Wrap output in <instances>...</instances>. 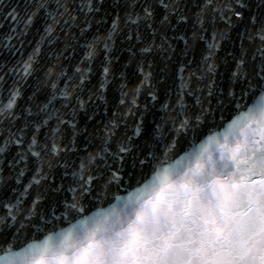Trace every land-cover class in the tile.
Masks as SVG:
<instances>
[{"label":"snow or ice","instance_id":"6c2138e0","mask_svg":"<svg viewBox=\"0 0 264 264\" xmlns=\"http://www.w3.org/2000/svg\"><path fill=\"white\" fill-rule=\"evenodd\" d=\"M55 3V13L47 12V15L52 20L57 15L68 16L69 19L63 23L67 25L71 20L82 33L94 24L99 33L106 18L111 19V27L106 34L93 36L92 41L85 45L89 49L86 53L89 61L96 58L97 45L104 53L101 62L103 79L97 92L89 96L88 106L81 97L85 81L92 72L91 63L86 69H75L80 75L73 100L87 119H92L94 113H90L89 108L98 107L97 101L104 100L106 103L104 93L110 83L109 77L113 75L110 65L114 58L110 50L118 38L121 44L128 42L130 61L131 57L137 55V46H140L139 55L142 57L154 52H162L168 59H171L168 56L170 52L177 57L189 54V38L183 27L189 23L186 0H87L86 4L80 0L78 5L73 3L71 6L61 0H55ZM0 7L8 8L2 0ZM17 7H11L4 19H11L19 25L21 17ZM39 7L46 10L48 6L41 4ZM195 7L200 10L191 22L193 40H204L203 32L207 30L204 27L205 16L210 15L214 24L216 14H219V19L227 24V28L219 34L213 29L212 42L207 44L210 54L204 56L205 61L220 48L217 35L219 41L223 42L229 38V32L234 27H244V32L240 34L242 54L235 60V71H231V82L239 89L240 100H237V92L230 88L227 102L229 106H235L233 118L225 120L222 114L221 126L209 129L201 137L194 136L182 154L169 156L176 147L173 143L165 145V150L158 155L156 140L160 127L150 128L141 116L135 135L142 137L143 147L139 144L133 146L132 137H127L112 150L118 125L109 122L102 130L97 129V151L88 152L86 148L83 150L88 153L86 156H77L76 160L68 158L70 152H76V136L88 133V128L77 129V125L63 119L60 109L54 106L55 101H64L61 107H68V115L75 119L77 109L70 100V88L75 77L68 76L62 65L59 73L54 74L53 69L49 68L45 74L46 79L53 75L55 78L49 81L51 95L42 106L36 105L38 111L34 112L31 106L17 104V96L22 95L18 88L9 92L7 103L0 100V117L5 123L0 128V156L6 153L10 145L19 149L15 157L6 161L8 168L15 172L17 183L24 175V169H16L21 164L27 167L29 157L36 161L35 174L23 192L16 196L15 203L7 198V193L0 198V207L6 211V215L0 216V225H3L0 227V238L3 240L0 244V264H264V0H228L223 7L216 0H206L202 6L196 4ZM27 8L26 5L25 11ZM73 11L81 14L83 19L78 20L77 16H73ZM35 15V12L28 15L25 27L32 24ZM197 26L201 29L199 36L195 31ZM45 31L51 33L52 29L48 27ZM182 31L183 35L180 34ZM13 32H17V29L14 28ZM19 35L26 33L20 32ZM245 37L252 44L259 41L251 62L247 53L243 52ZM170 40L183 41L184 48L174 49ZM36 54H39V49ZM55 59L58 61L59 55ZM32 62V56L24 62L22 71L25 77L43 71V68L33 67ZM188 63L190 61H185L179 69L180 92L188 87L183 76ZM138 69L143 76L141 87H147L153 101L157 100V85L162 84L167 95L169 86L166 82H161L152 72L145 73L143 64L138 65ZM208 71L215 75L217 66L208 65ZM164 72L166 65L161 70L162 74ZM192 75L196 76V70ZM63 77L67 79L61 90L58 82ZM196 79L203 80L204 77L196 76ZM214 84L215 81L208 85L209 96L215 95ZM126 87V84L120 85L122 105L129 102V92L124 90ZM141 87L134 90L135 94L130 100L133 108L139 107L137 97ZM192 94L189 89L188 95ZM35 95L34 92L28 98L29 103ZM224 96L221 92L217 98V109L224 107ZM197 104L202 105L200 97H197ZM168 107V103L163 105L164 110ZM147 110L145 106V112ZM185 110L186 106L181 101L178 114L185 115ZM131 111L132 108L129 109ZM205 111L213 116L211 124L215 125L212 110ZM53 120L56 121L55 128L50 125ZM195 122L204 123L199 115L195 117ZM191 124L192 121L186 119L177 131L186 133ZM63 125L72 129L70 145L65 140ZM29 132L32 133L30 143ZM41 133L43 144L38 139ZM92 140L93 137L89 135L86 142L91 144ZM138 151L140 155L136 154ZM49 155L57 160L55 163L47 162L48 173L45 174V157ZM137 165L150 167L151 170L145 173L133 190L125 189L127 194L115 196L114 203H109L107 207L101 204L90 215L86 214L82 201L93 197L94 193L97 197L100 195L95 192L94 185L105 190L112 184L119 186L123 182L122 174H128L125 169L130 166L134 173ZM56 168H63L62 180L71 176L67 188L63 183H47ZM42 181L45 182L43 191L32 199L31 209L21 220L25 196L30 195L33 186H40ZM65 191L71 193L72 203H68L63 195ZM61 200L64 210L57 216ZM46 202H50V218L48 212L38 211ZM69 210L75 212L71 219ZM34 216L45 227L56 221L67 226L48 232L41 239L38 235L43 228L33 225L36 227L33 236L20 245V233L27 227L25 221L32 220ZM17 223L19 228H16ZM14 228L16 230L12 231Z\"/></svg>","mask_w":264,"mask_h":264},{"label":"water","instance_id":"95a60500","mask_svg":"<svg viewBox=\"0 0 264 264\" xmlns=\"http://www.w3.org/2000/svg\"><path fill=\"white\" fill-rule=\"evenodd\" d=\"M63 3L79 4L80 0H61ZM155 2V0H153ZM189 12L186 14L189 17V23L183 27L187 31V37L189 38V54L186 56L177 57L175 53H168L171 59L165 57L162 52H154L151 54H146L144 57L139 55V47L135 48L137 53L136 56L131 57L130 53L127 51L128 42L125 41L123 44L120 43L118 38L115 46L110 50L112 57L114 58L112 64L110 65L112 76L109 77L110 83L107 85L104 96L105 100L97 101V106H92L89 108L90 113H94L92 119H87L81 111L79 105L74 104L73 98L76 94V85L79 84V75L75 72L77 67L82 70L86 69L91 63L92 72L89 78L85 81L84 92L82 94V99L85 101V105L89 104V96L96 93L99 89L102 75V65L101 62L104 59V53L99 50V45H97L96 58L92 61L87 60L86 53L89 51L85 47L88 42H91L93 36L99 34L103 36L106 34V30L111 27V19L106 18V23L102 26L103 30L97 33V26L94 24L87 32H81L80 28L74 26L71 20L65 25L64 20L69 19L68 16L61 17L56 16L55 20H52L47 12L55 13L57 4L55 0H2L4 5L8 8L0 7V100L7 103V97L10 91L13 89H19L22 95L17 96V104L23 107H32V110L38 111L36 105H43L47 97L51 95L52 89L49 87V81L54 79V75L45 78V74L48 72L49 68L53 69V73L60 72V66L62 65L67 71L68 76H74L75 79L72 81L70 88V100L73 102V106L76 107L77 112L75 119L68 115L69 108L61 107L64 103L62 100L54 102V106L60 109L61 117L66 120H71L77 125V129H82L85 126L88 128V133L77 135L75 140V153H69L68 158L76 160L77 156H86L88 153L83 151L88 149V152L97 151V146L99 144V132L97 129L102 130L105 124L109 122L118 125L115 129L117 135L113 137L112 150L123 142L127 137H132L133 146L139 144L143 147L144 141L142 137L135 135V129L138 124L141 123V116H143L146 124L155 129L157 125L160 127V132L157 134L156 143L158 144L159 151L157 154H161L165 150V145H171L175 143L176 147L169 153L172 157L177 153L182 154V150L187 149L192 142L194 136L201 137V134H207L208 130L211 128H218L221 126V115L225 120L230 121L235 113V106L228 105L227 102V92L231 88L237 92V100H240L239 89L231 82V71H235V60L239 59L242 54L241 50V36L240 34L244 32V27L242 25H237L229 32V38L226 41H219V36L217 35V43L220 44V48L215 50L211 54V58L207 61L204 60V56H208L209 49L207 47L208 43L212 42L213 29L219 34L227 28V24L219 19V14H216L215 23H212V17L210 15L205 16L206 31L203 32L204 40H193V28L192 20L195 19V14L200 9L196 8V4L201 6L206 2V0H186ZM228 0H216V3L223 7ZM87 3V0H84ZM47 5V9L40 8L39 5ZM19 5V7H17ZM28 6L25 11V6ZM11 7H17V12L21 17V22L19 25L11 19H4L6 12L11 9ZM63 11V9H61ZM162 11V10H161ZM210 11V9H209ZM35 12L36 15L32 18V24L25 27L27 23V17L31 13ZM73 16H77L78 20H82L83 16L76 11L72 12ZM123 17V12H121ZM99 19V17H97ZM233 23L235 24V18H233ZM50 27L52 29L51 33L45 31L46 28ZM17 29V32H13V29ZM121 28H123V23H121ZM197 36L201 34V29L199 26L195 29ZM20 32L26 33V35H19ZM141 32L144 33L143 28ZM181 35L184 34L182 31ZM169 36L172 35L171 32L168 33ZM172 47L176 50L184 48L183 41H169ZM135 44V41L132 42ZM157 43H159V35L157 36ZM10 45V46H9ZM259 46V41L254 44L249 43L247 37L243 39V52L247 53V58L251 62L252 54L255 52L256 47ZM39 49V54H36V50ZM59 55V60L55 59V56ZM33 57V67L43 68V71H38L31 76L25 77L22 71L24 62L28 61V58ZM118 57V59H116ZM81 61H84L81 64ZM185 61H190L183 73L184 82L188 85L187 88L180 92L179 85L181 83L179 79V69L181 64ZM143 64L144 72H152L154 77H158L161 82H166L168 84V93L165 95L162 84L157 85L155 89L157 100L153 101L148 93L146 86L141 87V82L143 76L140 74L138 65ZM215 64L217 66V72L215 75L208 71V65ZM125 65L127 67H125ZM151 65V67H149ZM166 65V72L163 74L161 70ZM199 66V69H198ZM196 70V76H203V80H197L196 76H193V71ZM18 73V75L16 74ZM123 74V79L121 78ZM66 77L61 78L58 82L59 89L63 90L64 84L66 82ZM215 81V95H208V85ZM126 84L127 87L124 89L129 92L127 97L128 103L120 104V85ZM39 86V88H38ZM137 87H141V93L137 97L138 108H133L130 104L132 96L135 94L134 90ZM189 89L192 91V95H188ZM200 89H203L201 92ZM35 97L29 103L28 98ZM225 94V105L223 108L217 109V98L220 97V93ZM179 93V94H178ZM197 97L202 100V105L197 104ZM186 106L185 115H179L180 102ZM165 103L169 104V107L164 110L163 105ZM243 104V101H240ZM145 106H147V111L145 112ZM132 111L129 112V109ZM207 109H211L214 113V119L216 121L215 125L211 124L213 116L209 114ZM243 110V109H242ZM19 111V109H17ZM199 115L204 123L197 124L195 122V117ZM191 120L192 124L188 127L187 132L177 131L180 128L181 123L184 120ZM51 128L56 127V121L50 122ZM5 126L3 117H0V128ZM64 130L63 134L65 140L69 143L72 141L73 132L72 129L67 125L61 126ZM222 130V128H221ZM50 131V129H49ZM93 137L92 143H87L88 136ZM32 133H28V142L31 141ZM40 142L43 144V133L38 137ZM58 143L63 144L64 141H58ZM199 143V140L197 141ZM0 146H2V140H0ZM19 149L15 145H10L6 153L0 156V198L4 197L7 193V198L15 203V198L20 193L23 192L24 187L29 184L35 174L36 161L29 157L27 167L23 164L19 166L16 171L20 168L24 169V175L19 178V183H17L15 178V172L9 169L6 161L11 160L15 157ZM140 155L138 151L136 153ZM63 157V154H62ZM57 158L51 155L45 157V168L44 173H48L47 162H56ZM79 161L77 160V164ZM150 167H141L137 165L135 172L133 173L131 167H127L125 172L128 174L123 175V182L117 186L112 184L107 190L95 186V192L100 193L97 197L94 193L93 197L88 200L82 201L85 206L86 214H91L97 207L101 206L107 207L109 203H114L115 196L126 195L125 189L128 191L133 190L139 181L144 178L145 173L150 172ZM63 168H56L50 176L47 183H56L57 185L63 183L65 188L71 183V176L67 179L62 180ZM45 182H41L40 186H33L30 190V195H26L22 203V215L20 217L23 220V216L27 215L28 211L31 209L32 199L35 198L38 192L43 191ZM103 183V182H101ZM75 186V185H73ZM68 203H72V195L70 192L65 191L63 194ZM49 203L46 202L42 204L38 211H46L49 213L50 209ZM63 200H61L60 205L57 208L56 215L60 216L63 211ZM70 211L69 218L75 216V212ZM6 215V211L3 207H0V216ZM75 222V220H73ZM9 223H11L9 221ZM27 227H25L19 237V244L22 245L29 241L36 231V227L43 228V231L39 233L38 238H43L48 232L53 230H58L60 227H66L61 221H56L54 223L48 224L46 227L42 222L39 221L37 217H33L30 221H25ZM35 225L36 227H34ZM3 227V225H0ZM16 228H19V223L16 224ZM16 229H12L15 231ZM3 243L2 238H0V244ZM2 254V253H0Z\"/></svg>","mask_w":264,"mask_h":264}]
</instances>
